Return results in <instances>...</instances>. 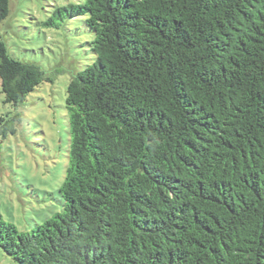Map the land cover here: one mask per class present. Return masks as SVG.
<instances>
[{
  "label": "trees",
  "instance_id": "trees-1",
  "mask_svg": "<svg viewBox=\"0 0 264 264\" xmlns=\"http://www.w3.org/2000/svg\"><path fill=\"white\" fill-rule=\"evenodd\" d=\"M10 12L0 0V20ZM95 60L70 80L63 209L0 213L18 264H264V0H85ZM46 24L55 25L54 18ZM0 39L5 102L45 80ZM19 115L0 117L15 133Z\"/></svg>",
  "mask_w": 264,
  "mask_h": 264
},
{
  "label": "rangeland",
  "instance_id": "rangeland-1",
  "mask_svg": "<svg viewBox=\"0 0 264 264\" xmlns=\"http://www.w3.org/2000/svg\"><path fill=\"white\" fill-rule=\"evenodd\" d=\"M85 0H9L0 20V39L9 53L37 63L51 80L31 92L23 104L5 102L0 81V117L19 115L16 132L3 134L0 123V213L20 231H32L62 211L60 188L69 164L67 88L95 60L94 32L86 17L54 14ZM53 17L55 25L46 24ZM0 264H18L0 247Z\"/></svg>",
  "mask_w": 264,
  "mask_h": 264
}]
</instances>
